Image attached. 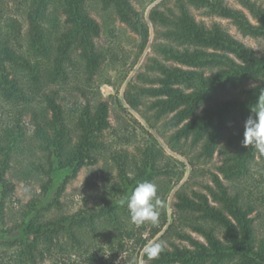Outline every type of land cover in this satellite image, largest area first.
Here are the masks:
<instances>
[{
    "label": "trees",
    "instance_id": "trees-1",
    "mask_svg": "<svg viewBox=\"0 0 264 264\" xmlns=\"http://www.w3.org/2000/svg\"><path fill=\"white\" fill-rule=\"evenodd\" d=\"M19 1L25 7L26 40L16 19L8 21L5 29L0 25V99L22 108L18 114L26 108L31 112L33 140L47 151L44 161L34 168L47 178L41 185L43 193L52 172L67 169L69 173L50 201L43 203L35 197L26 205L19 234L11 230L5 232L10 237L0 235V240L7 248L18 246L22 264H41L59 251L78 258L63 264H117L115 258L125 250V242L137 234L142 250L148 241L129 226V210L119 202L129 197L139 182L153 179L152 175L147 178V170L154 176L168 174L159 165L163 150L152 145L145 148L144 163L127 179L132 185L129 191L118 181L104 187L98 203L60 212L59 197L67 183L84 166L96 164L97 152L105 147L102 136L110 126L109 108L106 101L86 103L78 115L71 116L63 97L51 85L65 81L69 68L76 65L88 79L99 70L103 61L97 45L101 26L87 0ZM101 1L139 34L141 53L152 28V45L163 55V60L150 58L147 69L152 73H137L135 79L143 84L127 82L123 91L127 106L147 122L166 117L165 126L174 129L168 145L171 150L184 154L181 144L188 142L198 147V158L211 159L215 153L220 156L217 172L211 173L212 183L204 184L203 190L176 189L172 202L175 221L157 241L165 242L164 251L150 261L143 249L142 264H264V238H257L255 222L261 217L264 223V193L256 204L232 186L250 172L256 157L264 158V153L242 145L244 122L264 92V54L255 52L219 23L207 26L198 21L192 11L206 9L229 19L243 35L264 39V7L253 0H238L243 8L224 0H159L144 20L131 0ZM35 101L40 105L34 106ZM144 104L150 116L141 111ZM18 116L0 127V218L15 189L8 173L22 164L21 158L26 159V155H16L27 141ZM162 214L160 228L152 226L149 238L166 224L165 209ZM24 217L30 218L25 221ZM21 236L34 238L36 244L23 248ZM98 240L105 241L115 255L100 254L97 247L102 250L103 245Z\"/></svg>",
    "mask_w": 264,
    "mask_h": 264
},
{
    "label": "rangeland",
    "instance_id": "rangeland-1",
    "mask_svg": "<svg viewBox=\"0 0 264 264\" xmlns=\"http://www.w3.org/2000/svg\"><path fill=\"white\" fill-rule=\"evenodd\" d=\"M135 8L141 13L144 20H147V12L151 6L159 0H131ZM233 7L243 8L238 0H224ZM264 7V0H253ZM88 7L93 17L101 26L100 35L97 38V45L103 52V61L99 70L89 79L79 65L69 68V75L65 81H59L51 87L57 89L63 97V104L66 111L71 116L79 113V108L86 103L94 105L100 101H106L109 108L110 126L103 132L105 147L97 152L98 161L94 165L84 166L73 180L67 183L64 191L59 197L62 204L60 212L70 213L80 207L94 205L100 201L105 186L112 183L124 182L128 191L132 185H128V180L136 175L137 166L144 163V150L147 146H154L162 149L163 155L159 162L162 169H166L168 174L154 176L150 170L145 174L147 178L152 175L153 182L157 186V197L160 200L159 221L156 224L146 222L143 225H135L131 219L127 223L135 233H141L142 238L148 239L147 245L157 242L167 225L175 221V213L172 202L174 192L183 186L186 189L203 190V185L212 183L211 173L217 172L216 166L220 163L219 154L215 153L211 159H202L196 156L198 147L190 146L188 142L181 144L184 154L177 153L169 148L170 134L174 129L165 126L166 117L160 119H150L147 122L140 113L131 109L123 99V91L129 80H135L138 84H143L141 79H135L137 73L151 70L147 69L150 58L163 60V55L152 43L155 41L152 28L148 45L143 52H140L141 39L138 33L131 31L125 24L119 21L112 10L104 7L101 0H87ZM195 18L210 25L213 22L219 23L234 37L252 47L258 54H264V39L245 36L239 32L229 19L220 17L208 12L206 9H193ZM25 7L19 0H0V25L5 29L7 22L16 19L20 33L25 39L26 20ZM63 18V16H62ZM162 39V38H161ZM160 39V40H161ZM159 40V39H158ZM163 41V40H161ZM145 102V99H144ZM34 106L40 105L35 101ZM12 103H6L0 99V127L9 120L14 121V117L19 115L20 122L26 130L27 141L23 150L16 155H26L21 158L22 164L13 167L8 173L14 183L15 189L6 203L5 214L0 218V235L10 237L11 234L5 232L14 230L19 234L22 226V210L27 208V204L33 198H39L46 203L56 195L58 187L61 186L64 177L69 173L67 169H58L51 173V181L48 183L46 193H43L42 183L47 178L34 170L35 165L44 161L47 151L41 150L42 143L33 140L34 125L31 124V112L29 109L21 110ZM41 109V108H39ZM141 111L150 116L147 106L141 105ZM10 121V122H11ZM32 162V163H31ZM149 169V168H147ZM125 170V171H123ZM163 173V172H162ZM235 189L242 192L245 197L249 196L259 204L264 193V158L256 157L251 165L250 172L232 183ZM166 210V224L154 237L149 238L151 227H159L163 222L162 213ZM55 210V209H54ZM53 210V212H54ZM52 212V213H53ZM58 211H55V213ZM257 210L252 212L255 215ZM33 214L30 215V217ZM30 217H24L28 221ZM261 221V222H260ZM257 238H264V223L260 218H256ZM5 233V234H3ZM20 246L25 249L36 244L32 237L21 236ZM172 240H177L173 236ZM137 234L134 238L125 242V250L120 252L115 258L117 264H142L139 245L136 242ZM103 245L98 252L115 255L109 252V247L105 241L97 242ZM19 245V244H18ZM146 245V246H147ZM145 246V247H146ZM18 246L7 248L0 240V264H22ZM71 251V250H70ZM73 251V250H72ZM76 254L67 252H56L47 256L41 264H63L65 262L77 261Z\"/></svg>",
    "mask_w": 264,
    "mask_h": 264
},
{
    "label": "clouds",
    "instance_id": "clouds-1",
    "mask_svg": "<svg viewBox=\"0 0 264 264\" xmlns=\"http://www.w3.org/2000/svg\"><path fill=\"white\" fill-rule=\"evenodd\" d=\"M250 111L251 114L244 122L242 145L264 153V92L258 95ZM119 203L127 206L131 222L137 226L146 222L156 224L159 221L160 200L157 197V186L153 182H139L131 195ZM164 247V241H154L144 248V255L150 261L158 259Z\"/></svg>",
    "mask_w": 264,
    "mask_h": 264
}]
</instances>
